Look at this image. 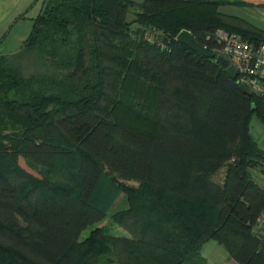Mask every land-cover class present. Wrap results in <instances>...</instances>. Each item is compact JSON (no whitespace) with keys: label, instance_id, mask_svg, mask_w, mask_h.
<instances>
[{"label":"trees","instance_id":"obj_1","mask_svg":"<svg viewBox=\"0 0 264 264\" xmlns=\"http://www.w3.org/2000/svg\"><path fill=\"white\" fill-rule=\"evenodd\" d=\"M226 1H43L21 50L0 54V264H208L210 240L239 264H264L254 232L264 186L253 175L264 151L250 131L253 116L264 125V99L176 39L187 29L213 50L207 37L221 28L264 42V31L220 11ZM24 52L45 72L26 76L15 58ZM130 82L145 86L153 116L126 100ZM166 99L186 102L187 122L160 115ZM156 157L190 166L159 192L124 189L118 211L119 192L97 198L105 166L145 183Z\"/></svg>","mask_w":264,"mask_h":264},{"label":"rangeland","instance_id":"obj_2","mask_svg":"<svg viewBox=\"0 0 264 264\" xmlns=\"http://www.w3.org/2000/svg\"><path fill=\"white\" fill-rule=\"evenodd\" d=\"M42 1L43 0H38L37 4L33 8V13H37V11L40 10V8L42 7ZM136 10H138V7L131 8V13L129 16L131 19L133 18L134 11ZM17 54L19 55L15 57L16 61L17 62L19 61L18 63H20L24 71V74L26 76H29L35 72H45V69L41 67V65L38 62L37 55H36L37 53L24 52V53H17ZM174 86L175 87L180 86L183 92L186 90L185 93L186 92H190V93L200 92L198 88H195L192 84L183 83L178 80L174 82ZM125 91L127 92L129 96H132L131 98H126L127 101L131 102V104H133L134 107L139 106L138 108H141L143 105H144L143 107H145V105L148 106V109H149L148 112L153 116L154 114L153 98L150 96V94L145 93V86L138 84V82L136 83L130 82L129 84L126 85ZM181 96L182 97L184 96L183 93ZM172 100H170L171 102L170 101L167 102V99L162 101V104H160V108H159L160 115L164 118L169 117L175 120H179L180 122L182 121L187 122L188 118L185 117V114H187L186 102L181 99L179 100L172 99ZM181 108H182V111L180 110ZM62 164H64V161L61 159L58 160V166L62 167L63 166ZM39 166L40 168H43L44 170L47 169L43 165H39ZM189 166L190 164L187 161L176 160L174 158H168V157H156L152 164V171L150 173V176L145 183L141 181L133 180V179L124 178L120 176L119 174L109 170L105 166L104 167L105 175H104L103 180L101 181V185L96 195L100 201H102L103 203L104 202L106 203L108 202L110 197H112L113 193L119 192L118 194L120 195L113 202L114 206L112 208V211L115 212L120 209H123L127 205L126 203L127 194L124 191V189H127V188L138 189L141 187H145L147 191L159 192L158 190L162 188V185H165L167 187L169 184L168 180H170L173 176H177L178 178L181 177L183 175L182 172L187 171V168H189ZM174 170H175V173H172ZM219 172L220 171L214 174V178L216 180L221 179L222 175ZM63 173L69 174L67 171H63ZM61 177H62L61 179L64 180L65 177L63 175H61ZM111 181L114 182L116 186L115 189L114 188L111 189V187H109V184L111 183ZM160 194H162V191L160 192ZM0 214L4 216H8V212L5 210V208H0ZM112 224H113L112 221L108 220L107 224L105 225H112ZM111 230L113 231L114 229L111 228ZM89 232H90V229L87 230L82 235L81 239L87 236ZM125 232L129 233L128 231H125ZM7 236L8 237L11 236V237L2 239L4 243L13 244V245L20 247L17 239H13L14 237L12 235L10 236L7 235ZM216 241H213V242L209 241L210 243L208 242V245L203 246V249L201 251L202 256L206 257V259L208 260L207 262L208 264H225L222 258V253L223 251L228 252V250L223 244H221L218 241L217 243Z\"/></svg>","mask_w":264,"mask_h":264},{"label":"crops","instance_id":"obj_3","mask_svg":"<svg viewBox=\"0 0 264 264\" xmlns=\"http://www.w3.org/2000/svg\"><path fill=\"white\" fill-rule=\"evenodd\" d=\"M135 1L141 2L142 0ZM37 2L38 0H0V54H11L21 50L33 30L34 19L41 12L42 7L37 13H33ZM220 11L264 31V0H229L220 6ZM250 131L261 150L264 151V125L257 116H253L251 120ZM219 171L222 175L221 179H214L222 183L225 168ZM253 175L255 180L264 186L263 169H254ZM205 245H208V242ZM203 257L206 259L205 256ZM222 258L225 264H239L230 256L229 252L223 251Z\"/></svg>","mask_w":264,"mask_h":264},{"label":"built area","instance_id":"obj_4","mask_svg":"<svg viewBox=\"0 0 264 264\" xmlns=\"http://www.w3.org/2000/svg\"><path fill=\"white\" fill-rule=\"evenodd\" d=\"M149 41L153 38L147 36ZM208 40H216L217 47L210 50L216 57L223 55L230 65L237 70L238 83L244 84L251 93L264 99V42L250 40L243 35L230 32L225 29H217ZM264 178V175H263ZM254 232L259 235L264 234V211L254 225Z\"/></svg>","mask_w":264,"mask_h":264},{"label":"water","instance_id":"obj_5","mask_svg":"<svg viewBox=\"0 0 264 264\" xmlns=\"http://www.w3.org/2000/svg\"><path fill=\"white\" fill-rule=\"evenodd\" d=\"M176 39L189 46L191 49L194 51L199 52L200 54L210 57V58H215L216 61L221 64L222 66L225 67L226 72L232 77V78H237L238 72L234 68V66L230 65L228 59L224 57L223 55H218L216 57L215 53L207 49L201 42L197 40V38L193 35V33L187 29L182 30L176 37ZM240 90L247 94V95H252L251 91L244 85V84H239ZM256 108V104H252V109L254 110Z\"/></svg>","mask_w":264,"mask_h":264}]
</instances>
